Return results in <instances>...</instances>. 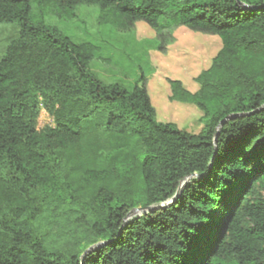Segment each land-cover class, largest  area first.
I'll return each instance as SVG.
<instances>
[{"label":"trees","instance_id":"1","mask_svg":"<svg viewBox=\"0 0 264 264\" xmlns=\"http://www.w3.org/2000/svg\"><path fill=\"white\" fill-rule=\"evenodd\" d=\"M81 7L146 23L163 54L181 27L221 40L197 91L168 80L199 134L157 120L143 71L106 83L101 47L44 21ZM0 24L19 31L0 59V264H264V0H0Z\"/></svg>","mask_w":264,"mask_h":264},{"label":"rangeland","instance_id":"2","mask_svg":"<svg viewBox=\"0 0 264 264\" xmlns=\"http://www.w3.org/2000/svg\"><path fill=\"white\" fill-rule=\"evenodd\" d=\"M76 14L78 18L72 22L49 15L44 21L59 28L75 43L99 45L104 61H97L92 67L106 83L121 82L131 90L143 71L148 79L157 120L173 123L192 134L201 132L202 113L192 105L172 102L168 80H180L188 90L197 91L196 77L211 66L222 47L218 37L181 27L174 33L175 42L163 54L157 51L156 34L146 23H137L134 32L121 33L111 27H99V10L96 8L81 7ZM18 32L16 25L0 24V59ZM53 125V118L41 108L37 129L42 131Z\"/></svg>","mask_w":264,"mask_h":264},{"label":"water","instance_id":"3","mask_svg":"<svg viewBox=\"0 0 264 264\" xmlns=\"http://www.w3.org/2000/svg\"><path fill=\"white\" fill-rule=\"evenodd\" d=\"M235 117H237V116H229V117H227L225 120H223V121L221 122L219 128H221L225 122H227L228 120L234 119ZM217 134H218V133H217ZM187 180H189V178H188ZM187 180H186V181H187ZM183 184H184V183H183ZM180 190H181V188L179 189V191H180ZM172 202H173V201H172ZM168 205H169V204H168ZM168 205H167V206H168ZM162 207H164V206L161 205V206H157V207H149V208H147V209H136V210L132 211V212L129 214V217H131V216H133V215H138V214H141V213H145V212H155V211L159 210V209L162 208ZM97 246H99V245H97ZM92 249H93V248L89 249V250L85 253V255H86L87 253H89Z\"/></svg>","mask_w":264,"mask_h":264}]
</instances>
